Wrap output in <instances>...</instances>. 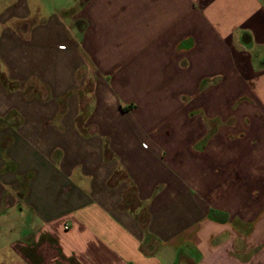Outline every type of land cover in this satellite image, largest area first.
Here are the masks:
<instances>
[{"label": "crops", "instance_id": "crops-1", "mask_svg": "<svg viewBox=\"0 0 264 264\" xmlns=\"http://www.w3.org/2000/svg\"><path fill=\"white\" fill-rule=\"evenodd\" d=\"M0 264H264V0H0Z\"/></svg>", "mask_w": 264, "mask_h": 264}, {"label": "rangeland", "instance_id": "rangeland-1", "mask_svg": "<svg viewBox=\"0 0 264 264\" xmlns=\"http://www.w3.org/2000/svg\"><path fill=\"white\" fill-rule=\"evenodd\" d=\"M88 76V78H87V82H90V84H92V78L89 76V75H87Z\"/></svg>", "mask_w": 264, "mask_h": 264}]
</instances>
